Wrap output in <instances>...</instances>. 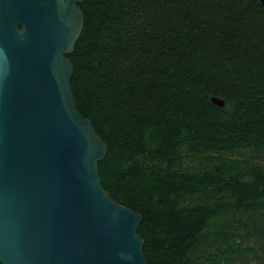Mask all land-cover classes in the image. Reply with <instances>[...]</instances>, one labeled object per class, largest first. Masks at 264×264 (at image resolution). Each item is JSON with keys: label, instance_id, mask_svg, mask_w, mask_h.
<instances>
[{"label": "trees", "instance_id": "1", "mask_svg": "<svg viewBox=\"0 0 264 264\" xmlns=\"http://www.w3.org/2000/svg\"><path fill=\"white\" fill-rule=\"evenodd\" d=\"M80 5L71 86L108 146L103 187L142 216L147 264H235L246 255L237 240L247 239L259 244L264 264L261 0ZM244 151L250 155L237 165H186L191 156Z\"/></svg>", "mask_w": 264, "mask_h": 264}, {"label": "water", "instance_id": "2", "mask_svg": "<svg viewBox=\"0 0 264 264\" xmlns=\"http://www.w3.org/2000/svg\"><path fill=\"white\" fill-rule=\"evenodd\" d=\"M84 1L0 0L2 264H147L142 216L103 187L108 146L71 86Z\"/></svg>", "mask_w": 264, "mask_h": 264}, {"label": "rangeland", "instance_id": "3", "mask_svg": "<svg viewBox=\"0 0 264 264\" xmlns=\"http://www.w3.org/2000/svg\"><path fill=\"white\" fill-rule=\"evenodd\" d=\"M250 155L247 151H244L240 155H230L227 157H209L205 158L204 156H191L189 157L188 161L186 162V165L189 168H197L200 167L202 164L208 162V161H221L225 160L228 164H239L238 161H242L243 158H246ZM264 166V163H263ZM238 242H241L244 244L246 255H242L243 253H240L236 256L237 260L235 264H257L263 253L259 250V244L257 242L249 241V239L245 241L237 240ZM244 261V262H243Z\"/></svg>", "mask_w": 264, "mask_h": 264}, {"label": "flooded vegetation", "instance_id": "4", "mask_svg": "<svg viewBox=\"0 0 264 264\" xmlns=\"http://www.w3.org/2000/svg\"><path fill=\"white\" fill-rule=\"evenodd\" d=\"M81 6V5H80ZM68 57V56H67Z\"/></svg>", "mask_w": 264, "mask_h": 264}]
</instances>
